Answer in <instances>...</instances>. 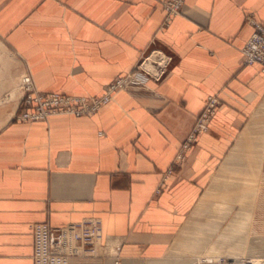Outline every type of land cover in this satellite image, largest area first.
<instances>
[{
    "label": "crops",
    "instance_id": "crops-1",
    "mask_svg": "<svg viewBox=\"0 0 264 264\" xmlns=\"http://www.w3.org/2000/svg\"><path fill=\"white\" fill-rule=\"evenodd\" d=\"M163 20L161 0H0V264H32L33 224L88 217L109 255L70 264L264 261V72L240 51L264 0H185ZM156 51L160 80L92 114L21 120L23 90L5 101L25 73L42 93L100 95Z\"/></svg>",
    "mask_w": 264,
    "mask_h": 264
},
{
    "label": "built area",
    "instance_id": "built-area-1",
    "mask_svg": "<svg viewBox=\"0 0 264 264\" xmlns=\"http://www.w3.org/2000/svg\"><path fill=\"white\" fill-rule=\"evenodd\" d=\"M184 1L161 0L164 25L181 12ZM250 24L252 32L240 50L242 61L243 64H257L264 72V26L253 20H250ZM170 62V56L161 51L153 52L143 58L135 70L108 83L100 95L88 97L39 92L35 89L30 76L24 74L21 102L26 108L18 117L21 120H38L58 113L75 116L92 114L108 103L117 90H137L144 86L148 79L160 80L167 72ZM219 104L216 96L207 98L203 110L197 116L191 132L176 156L178 161L184 159L185 152L190 150L197 136L208 129ZM31 234L32 264H70L74 257L109 255L108 246L102 242L100 221L95 217L57 228L47 223H35L31 226ZM115 264H118L117 259Z\"/></svg>",
    "mask_w": 264,
    "mask_h": 264
},
{
    "label": "bare ground",
    "instance_id": "bare-ground-1",
    "mask_svg": "<svg viewBox=\"0 0 264 264\" xmlns=\"http://www.w3.org/2000/svg\"><path fill=\"white\" fill-rule=\"evenodd\" d=\"M0 52L1 55L2 53L5 52V50L0 46ZM24 78V77H23ZM22 78V80H23ZM21 81V80H20ZM22 82L20 83V85L16 86L15 85V89L12 93H10L6 98L5 101H7V103L9 105H11L13 108L18 104L20 97L22 96V87H21ZM209 255V254H208ZM207 261L212 260V257L207 256L205 258ZM231 264H264V261L261 259H256V258H252V259H243L241 257H236Z\"/></svg>",
    "mask_w": 264,
    "mask_h": 264
},
{
    "label": "rangeland",
    "instance_id": "rangeland-1",
    "mask_svg": "<svg viewBox=\"0 0 264 264\" xmlns=\"http://www.w3.org/2000/svg\"><path fill=\"white\" fill-rule=\"evenodd\" d=\"M26 74V73H25ZM22 86V85H21Z\"/></svg>",
    "mask_w": 264,
    "mask_h": 264
}]
</instances>
